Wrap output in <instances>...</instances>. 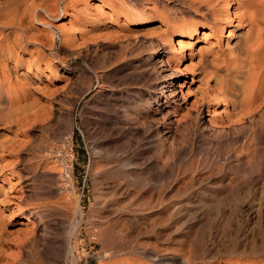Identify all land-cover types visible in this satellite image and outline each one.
Returning <instances> with one entry per match:
<instances>
[{"label":"bare ground","instance_id":"1","mask_svg":"<svg viewBox=\"0 0 264 264\" xmlns=\"http://www.w3.org/2000/svg\"><path fill=\"white\" fill-rule=\"evenodd\" d=\"M74 1L75 0H0V106L2 105V114H0L2 116L0 117V130L3 129L2 133L5 134L4 136H1L2 138H0V264H20L21 260H23L21 258V253H23L22 251L37 242V239L40 242V255H42L41 257L44 258L47 264H80L81 256L77 253L75 242L81 234V216L83 209L78 196H73L74 199L71 200L70 197L72 196L66 190V187L69 186L73 189L75 185L73 152L68 148L65 149L63 158L59 160L60 158L58 157V159L55 156L56 154L54 155L55 150L53 151L49 147V152L46 151L48 156H50L49 159L45 160L46 158H44L42 163H38L39 165L28 166L32 179H37V177L40 176L39 174H44L45 177L50 179L49 181L51 184H54L51 185L53 187L50 186L51 188L48 184L49 188L45 187L46 189L53 191L62 190L61 196H59L60 194L58 195L61 200L59 201L60 204L56 205V207L52 206V209L59 206L60 212L57 213V215L59 214L57 217L52 219L53 221H43L44 217H47L48 215H46V212L44 213L43 211V208L45 207L41 209L39 206L31 205L29 204L30 202H27L28 198L22 194L24 192H22L21 187H17V185L25 183L26 175L18 170L16 171V168L20 166L23 148L27 145H25V143H27L26 138L29 136V132H31L40 123L42 124L48 118L49 113L45 109L44 105L42 106L40 99L42 100L49 95L51 96L53 93V83L58 68L54 62H47L49 57H45L44 52L40 51L39 48L30 49L28 47L30 45L38 46L41 42L40 38L42 37L41 30L37 29V27L32 24V20L38 18V20H40L42 18L41 16V18L39 17V14H41L40 10L49 15V12H52L53 8L55 9L61 6V8L64 9L66 5L72 6L73 3H75ZM89 5L94 9L95 13L87 15L89 13L87 11L86 15H82L83 19L80 22H77L81 25V27L77 30H73L72 28L71 31L66 32H62L60 30L62 32L61 37L63 42L68 40L69 42L72 41V44H74L76 43L74 41H76L75 39L77 37L79 39H83L87 33V35H89V32L94 33L96 31L102 33V31L105 32V30H108L106 25L103 23L105 16L98 12L101 7L98 0L93 1ZM235 5L243 10L237 20V24L242 27L236 35L237 39L232 43H228L229 38L233 36L232 31L237 25L232 22L235 16L234 10L230 13V8H234ZM187 13L200 14L206 19V22L202 24L201 27L202 35L208 36L209 34L214 33V31H222L225 26L229 27L228 34L226 35V45L230 55L229 59L219 60L215 57L209 59L215 69L220 72L223 71V73H221L222 75H216L214 73L217 72L213 71L214 73L211 74L207 72V75L205 76H208V79H206L204 83L206 86L203 85L205 88H200L198 99L195 101V105L193 106L195 111L192 112L195 114L194 116L200 118L202 117V110L204 109V106L206 107L207 113L209 114V118L207 120L208 123L206 124V122H201V125L198 128L201 132L200 136H202V138L205 139L204 141L208 144L213 142L217 144L221 141V137L225 138L223 137L225 135L223 134L225 127L235 128L237 126L244 125L246 121L253 122L254 117L258 113L261 114L264 112V27H261L262 24H264V0H191ZM225 16H228L230 19H225ZM101 17L102 20L99 21ZM41 21H43V19H41ZM226 21L230 22L227 23ZM39 23L44 25L42 22ZM87 25H90L91 27L88 28ZM75 28L76 26L74 29ZM187 30L189 31L178 35L174 42L175 45L171 39V43H173L172 49H176L177 53H175L174 56L175 66L173 67L170 76L179 73L176 65L182 54L181 46H185V44H183L185 39L192 38L197 41L196 36L199 32L198 28L190 26ZM105 33H102L101 35H104ZM93 37L95 36L93 35ZM86 38L87 37H85V39ZM166 38H169L168 35ZM79 39L77 42H80ZM82 39L80 40L83 41L84 39ZM51 41L48 43V47H52L54 45V42L52 41L53 43H51ZM81 43L79 45H84ZM69 44H71V42ZM201 47L199 49H201ZM153 54H156L155 59L157 61L164 62L165 53L163 51L160 53H156L154 51ZM157 63L159 64V62ZM155 65L149 66L151 69L149 71L147 70L149 75H156L155 80H153L154 83L151 86L153 88V90L151 89L152 92L145 97H140L142 104H139L142 106L134 104L133 107H130L127 103H123L125 110L116 120L120 125L119 128L121 130L125 131L124 128L128 127L129 129L131 126L130 130L133 133L132 135L139 133L138 130H141L145 124L143 122H146L147 119L151 117L153 111L158 109L155 105H158L160 102L164 103V100L166 102L167 97L173 93V89H176V86H178L181 91V97L184 94L181 89L182 85L185 84V81H182L184 79L170 77L163 73V69H156ZM138 68L139 67L137 66L133 67V71L129 74V76L134 77L135 75H138V73L140 74V72H137ZM201 70H204V67H201L200 71ZM212 74L216 75L214 76L215 78H212ZM10 76H13L12 78H14V87H12V85L11 87H8L10 85ZM100 77L101 75L99 76L97 74L99 83L102 79H100ZM193 79L194 77H192V81ZM213 79H215V86L210 85V88L207 83H209L208 80L213 81ZM5 80H9L8 86L6 85L7 82ZM89 84L90 85L87 84L86 86L83 85V87H81V91L88 90L91 87V83ZM98 86L101 87V84ZM10 88H12V91ZM209 89L211 90V95L209 93L211 97L208 95ZM188 90L189 87H187L186 92ZM164 92L167 93V96L165 97ZM105 95L106 94L102 87L97 88L93 94V99L96 98L97 100H95L98 101ZM109 100L110 99L107 100L104 106L94 103L95 101L90 103L91 108H94V110L96 108L98 110L96 112H101L97 113V116L104 118L105 113L101 110L106 109L111 111V109L115 106V104ZM131 101L132 100H130V102ZM213 105H216L215 109H212ZM218 106L222 107L219 111V114H222L218 116L220 117L219 119H222L221 125L219 126L216 125V116H213L214 113L218 114L216 112ZM186 108H189V106ZM118 111H120L119 108ZM71 112L72 109H68L66 113L69 119L71 117ZM174 119L176 122L179 121V117L177 116ZM69 121H71V119L68 120V122ZM86 122L88 121H85L84 119L83 123L85 124ZM67 128L71 129L69 125ZM98 129L101 130V127ZM98 132H90V135L92 136L96 134L94 136L95 138L98 135ZM259 133L260 131L258 132V135L261 136L262 133ZM227 135L228 133H226L225 136ZM259 137L257 136V138ZM30 138L27 139L30 140ZM71 138L72 133H67L66 139L71 140ZM140 142H142V140L140 141L139 139H136L135 145L133 144L134 149L132 148V155L129 158L126 157L124 160L120 159L119 162L117 161L118 164L108 166L106 168L107 159L109 162L110 156L114 155L113 153L116 152L117 149L113 147L115 149H113L114 152L111 155L110 152L108 153L110 146L108 145V148L104 147L105 141L99 142L96 140V143L92 146L94 158L92 157L93 159L90 169L94 185L100 183L98 179L106 176V178L109 179V182L111 180V182L113 181V184H115L114 186L112 185L113 187L111 186V196L113 194L116 195V192H118L120 187L123 188V191H120L121 195H124L120 201H115L112 205V210L119 213H116V218L110 219V222L107 224L108 226H106V224L102 226L101 222H97V224L93 225V228L88 229L91 239L90 241H101L108 247L107 250H100V252H98V260H96V264H264V258H258L254 255L251 257H244L247 254H254L257 250L261 251L262 249L264 251V222L259 223V231L256 227L253 228L254 230L256 228V230L260 232L259 237H257L258 239L256 240L252 238L251 242L248 244L246 243V245L243 244L241 248L239 247V250L234 247V243L231 245H225V242L224 245L219 244L220 248L218 247L215 257H218V255L220 256V254L221 257H218L217 259H214V256H209L208 258V256L206 257L203 253H201L203 243H205L203 242L205 240L204 238L208 233L210 234L212 227L218 225L221 230L225 228L228 222V218L226 219L224 212L226 206H229L232 201H235L236 197H239L237 195H240L239 192L241 190L245 191V188L247 189L249 185L254 182L258 183L260 180L264 172V148L259 150L260 152L257 157L255 156L256 154L254 151L253 153L255 155L252 153V156H255L256 160L254 157V159L251 160L252 162L250 165H246L248 167H245L244 169L242 167L243 170L241 171H243L245 175L243 173L240 174L239 172L229 173V170H225L227 158L224 159L225 157L223 158L221 154L214 156L213 159L211 158L212 160L210 163L213 165L212 167L218 170V172H222L221 177L212 182L211 186L213 187L205 188L200 193H197V195H194V198H190L193 203L192 207H184L175 202L173 205H164V208L152 211V207L158 203L161 197V191L155 189V192L152 191L153 186L151 180L154 175H145V169L148 167V161H145L147 158H145L146 150L141 147L142 145ZM121 144L122 143H120V145ZM129 144L130 143H127L128 147ZM120 145L117 147L119 148ZM127 145L123 143L121 149L125 148L127 151V149H129L126 148ZM110 149H112V146ZM210 150L211 149H209V151ZM206 154L210 153L206 152ZM112 159L111 161L115 162L116 159ZM249 159H252L251 154ZM42 166H45V168ZM42 168L45 170H42ZM161 173L162 172L159 169L156 174L158 178L162 176ZM44 176H42V178ZM56 178L62 180V182H56ZM117 178H121L123 182L121 183L120 181L119 183L121 184L116 183ZM197 178L195 179L193 177L192 182L198 181ZM102 180L103 179H101V181ZM191 184V182L189 185L187 183L188 186H191ZM185 188L188 187L175 189L173 192L174 194L172 193L173 195L171 196L175 198L178 196L179 198V195L182 194L183 191L184 193L186 192ZM263 189L262 194H260L261 197H259L262 198V201L259 202L260 206H264ZM244 191H242V193ZM58 193H60V191H58ZM56 200H58V198ZM70 204H73L72 210L69 208ZM96 204L97 202L94 206H96ZM98 204L100 203L98 202ZM91 210H93V205L91 206ZM49 211L50 210H48V213ZM18 217L22 220L24 219L21 222V229L18 230L20 228L19 227L13 229L15 231H11L9 226H11L13 224V220ZM185 217H188V220L193 219L192 222L183 221L185 225L180 223V221ZM261 217H259L260 220ZM119 220H121L123 223L121 224L124 227L127 226L125 229L124 227L119 229L117 225V228L113 227ZM161 226H163V228ZM122 231H124V235H122ZM176 233H178V235ZM250 236H252V234ZM250 238L247 239L249 240ZM253 240L256 241L253 242ZM36 244L37 243L34 245ZM10 245H14L16 247V251L14 253H11L13 248L12 250L10 249V252L8 251ZM235 254L240 256L236 257ZM89 262L90 261L88 260L86 264ZM23 264H25V262Z\"/></svg>","mask_w":264,"mask_h":264},{"label":"rangeland","instance_id":"2","mask_svg":"<svg viewBox=\"0 0 264 264\" xmlns=\"http://www.w3.org/2000/svg\"><path fill=\"white\" fill-rule=\"evenodd\" d=\"M93 1L95 0H75V3H73L72 6L66 5L64 9L61 8V6L55 9L53 8L52 12H49V15L40 10L41 14H39V17L41 16L42 18H40L43 19V21H41V19L38 20L39 18L32 20V24L37 27V29L41 30L42 37L40 38L41 42L38 44V46L30 45L28 47L30 49L39 48L40 51L44 52L45 57L48 56L50 60L52 59L51 61L47 59V62H54L58 68L56 71V77L54 78V86L52 89L53 93L51 96L49 95L42 100L40 99L42 106L44 105L45 109L49 113L48 118L42 124L40 123L31 132H29V136L27 138H31L30 140L26 138L27 143H25V145H27L25 146L26 148H23L20 166L16 168V171L18 170L26 175V184H19L17 187H21L22 192H24L22 194L28 198L27 202H30L29 204L39 206L41 209L43 207L46 208V210L43 208V211L44 213L46 212V215L48 214V218L45 216L43 221L50 222V220L53 221L52 219L59 215H57V213H60L59 206H57L58 210L57 208H52L60 204L59 201L61 200L59 196H61L62 190H58L60 191V193H58L57 190L53 191L46 189L54 184H51L49 181L50 179L45 177L44 174H39L40 176H38L37 179H32L28 166L39 165L38 163H42L44 158H46L45 160L49 159L50 156H48L47 152H49L50 149L53 151L55 150L54 155L56 154L55 156L57 158L59 157V160L63 158L65 149L68 148L73 152L75 185L73 189L69 186L66 187V190L72 197L78 196L83 209L81 216V234L75 242L77 253L81 256L80 264H86L88 260L90 261L88 264H96V260H98V252H100V250L103 251L108 249V247L105 246L101 241H90L91 239L88 229L93 228V225L97 224V222H101L102 226L104 224L108 226L107 224L110 222V219L116 218V213H119L112 210V205L115 203V201H120V199H122L124 196L123 194L121 195L120 192L123 191L122 187L119 188L118 192H116V195L113 194L111 196L110 193H112L111 190L115 184H113L114 182H111V180L109 182V179L106 178V176L98 179L100 183L94 185L90 168L92 159L94 158L92 146L94 143H96V140L99 142L105 141L104 147L108 148L110 146L108 153L110 152L111 155L114 152L113 149L115 148L118 152L120 151V155L116 151L113 153L114 155H112L114 157L110 156L111 159L113 158L112 160L116 159L115 162L111 161L110 158V161L108 162L107 159V165L105 168L118 164L117 161L119 162L120 159L124 160L126 157L129 158L132 155V150L134 149L133 144L135 145L136 139H139L140 141L142 140L144 144L140 142L142 145L141 147L146 150L145 158L147 157L144 159L145 161H148V167L145 169V175H154L153 179L151 180L153 186L152 191H161V197L158 203L152 207V211L162 209L164 208V205H173L175 202L177 204L179 203L178 205L184 207H192L193 203L191 202L192 199L190 198H194V195H197V193H200L205 188L213 187L211 186L212 182L221 177L222 172H218V170L212 167L213 165L210 163L214 156L221 154L223 158L225 157L224 159L227 158L225 170H229V173L239 172L242 174L243 171L241 170H243L245 167H248L252 162L251 160H253L255 156H258L260 152L259 150L264 148V112L261 114L258 113L254 117L253 122L246 121L244 124L245 126L241 125L235 128L225 127L223 131L224 133H222L225 135L228 133L229 136L224 135L223 137L225 138L221 137V141L217 144L215 142L208 144L206 141H204L205 139L200 136L201 132L198 128L200 127L201 122H206V124L208 123L207 120L209 118V114L207 113L206 107L204 106V109L202 110V117H200L202 121L199 117L197 118V116H194L195 114L192 113L195 111L193 106L195 105V101L198 99L200 88L206 86L204 83L206 79H208V76H205L207 75V72L209 74L217 72L214 73L216 75H222L221 73H223V71H217L209 59L214 57L218 58L219 60L229 59V50L227 49L226 45V35L229 31L228 26H225V28L220 32L214 31V33L209 34L210 36L202 35L201 27L202 24L206 22V19L200 14L187 13L191 0H188V2L187 0H98V3H100L101 6L98 12L105 16L103 23L110 31L105 30V32L108 31L106 33L102 31V33H105L104 35H101V32H89V35H87V33V36L85 35L83 37L84 40L80 38L83 41H81L78 37L75 39L76 41L74 42H76L78 45L81 42H83L81 44L84 45L78 46L74 42V44H72V41H70L71 44H69L70 42L68 40L63 42L61 37L62 32L71 31V28L73 30L79 29L81 25H79L77 22H80L83 19L82 15H86L87 11L89 12L87 15H92L95 13L94 9L89 5ZM233 10L235 12V16L232 22H234L236 25L238 17L242 14L243 10L237 5H235L234 8H230V13H232ZM226 18L230 19L228 16H225V19ZM100 20H102V17L99 19V21ZM39 22H42L44 25H41ZM263 25L264 24L260 26L264 27ZM75 26L76 28L74 29ZM87 26L88 28L91 27L90 25ZM190 26L198 28L199 32L196 36L197 41L196 39L192 38L185 39V42H183L185 46H181L182 54L176 65L177 71H179V73L170 76L173 67L175 66L174 56L175 53H177L176 49H172V45L180 33L189 31L187 28ZM241 27L242 26L239 24L236 25V28L232 31L233 36L229 38L228 43H232L237 39L236 35ZM97 33L101 34L98 35ZM93 35L95 37H93ZM167 35L170 39L166 38ZM85 37L87 38L85 39ZM78 39L80 42H77ZM171 39L173 43H171ZM51 40L54 42V45L52 47H48V43H50ZM52 41L51 43H53ZM200 47L201 49H199ZM154 51L156 53H160L162 51L165 53L164 62H160L155 59L156 54H153ZM157 62H159V64ZM152 65H155L156 69H163V73L170 77L184 79L182 81H185V84L181 87L184 94L181 97V91L179 90L178 86H176V89H173V93L167 97L166 102L164 100V103L160 102L158 105L154 104L158 107V109L153 111L151 117L148 118L146 122H143L145 124L141 130H138L139 133L132 135L133 133L130 130L131 126L129 129L128 127L124 128L126 131L125 132L119 128L120 125L116 120L123 114V111L125 110L123 103H127L130 105V107H133L134 104L142 106L140 97H145L152 92L153 88L151 86L154 83L153 80L156 78L155 74H153L155 76L148 74V71L151 69L149 66ZM136 66L139 67L137 69V72H140V74L138 73L139 76L135 75L138 76H134L135 78L133 76L130 77L129 74L132 73L133 67ZM201 67H204V70L200 71ZM97 74L99 76L101 75L100 79H102L100 80V83L98 82ZM216 75H213L212 78ZM12 77L13 76H10L9 78L10 82L9 80H5L7 82V86L8 82L10 83L8 87H11V85L14 87V78ZM192 77H194L193 81ZM214 80L215 79H213V81ZM213 81L208 80L209 83H207V85L210 88V85L215 86V81ZM89 83H91V87L88 90L81 91V87H83V85L86 86L87 84L90 85ZM99 84H101V87L103 88V91L106 95L101 99L98 98L99 100L96 101V98L93 99V94L97 88H101L98 86ZM187 87H189V90L186 92ZM10 89L12 91V88ZM209 93L211 95L210 89L208 90V95ZM165 96H167L166 92H164V97ZM107 98L110 99L109 101H112L115 106L111 109V111L106 109L101 110L105 113L104 120L103 117L97 116V113L101 112H96L98 111L96 108L95 110L94 108H91L90 103L95 101L94 103L104 106L108 100ZM130 100L132 101L130 102ZM186 105L189 106V108H186ZM117 107L120 111H118ZM215 108L216 105H213L212 109ZM0 109V114H2V107ZM68 109H72L70 117L71 121L69 122L68 120L70 119L66 115ZM220 109H222V107L218 106L216 109L217 111L215 110L218 114H213V116H216L217 126L221 125L222 120L219 119L220 117H218L222 114H219ZM176 116L179 117L178 122H176L174 119ZM0 117L2 116L0 115ZM83 118L88 122L84 124ZM68 125L71 127V129L67 128ZM242 126L244 127V132ZM99 127H101V130L98 129ZM2 130L3 129L0 130V138H2L1 136L5 135L2 133ZM120 130L123 132V135ZM259 131L263 134V136L262 134L261 136L258 135ZM70 132L72 133V138L71 140H67V133ZM90 132H98V135L96 136L97 138H94L96 134L91 136ZM256 135L258 137L260 136L261 138H257ZM125 140L127 143H130L132 147L130 144L128 147ZM119 142L127 145L126 148L129 149H127V151L125 148L121 149L122 144L120 145ZM119 145L120 147L118 148L117 146ZM111 146L112 149H110ZM209 149L212 151H209ZM206 152L210 154H206ZM252 153L255 156H252ZM250 154L252 159H249ZM42 167L45 168V166ZM44 168H42V170H45ZM159 169L162 172V176L160 178H158L156 175ZM243 174L245 175V173ZM42 176L44 177L42 178ZM193 177L195 179L198 177V181L192 182ZM56 179V182H62V180ZM101 179L103 180L101 181ZM120 181L121 183L123 182L121 178H117L116 183H119ZM188 181L192 183L191 186H188L190 184ZM181 187L188 188H185L186 192L184 193L183 191L182 194L179 195V198L178 196L176 197V200V198L171 195L174 194L173 192L175 189ZM262 187L264 188V172L258 183L254 182L249 185L247 189L245 188V191L241 190L239 192L240 195H237L239 197H236L235 199L236 202L232 201L233 203L231 202L229 206H226L224 212L226 219L228 218V222L225 228L222 230L218 225H215L212 227L210 234L208 233L209 235L207 234L205 236V240L203 241L205 242L203 243V250L201 249V253H203L204 256H208V258L209 256L215 257V253L219 247V244L224 245L225 242V245H231L234 243V247L238 248L237 250H239L243 244L246 245V243L248 244L251 242L252 238L256 240L258 239L257 237H259L260 234V232H258V225L259 223L264 222V206L261 205V207L259 205V202L262 201V198H259L261 197L260 194L263 192ZM41 190H43L45 193ZM49 190L53 196L50 194ZM242 191L244 192L242 193ZM41 192H43L44 195ZM72 197H70L71 200L74 199V197ZM57 198L58 200H56ZM96 202L97 204L94 206ZM98 202L100 204H98ZM92 205L93 210H91ZM69 206V208L72 210L73 204H70ZM48 210H50L49 213ZM51 211L52 213L54 211L55 212L52 214ZM259 217H261V220ZM23 220L20 217L15 218L13 220V224L9 226L11 231H15L13 229L19 227L20 228L18 230H20L22 225L21 222ZM190 220L191 219L188 220V217H185L180 221V223H183V221L192 222L193 219L191 221ZM121 223V220H119L116 222V224H114V226H112L116 228L118 226L119 229H121V227H124L122 225L123 223ZM126 227L127 226H125L124 229ZM161 227L163 228V226ZM254 227H256L258 231L256 228L254 230ZM176 234L178 235V233ZM251 234L252 236H250ZM122 235H124V231H122ZM247 238L250 239L248 240ZM256 240H253V242ZM36 241V245H34V243V246L30 245L28 248L22 251L23 253H21V258L23 260H21L20 264H23L24 262L25 264L46 263L39 252L40 242L38 239ZM10 249L13 251H11V253L16 251V247L14 245L9 246V252ZM257 251L255 252L256 254H247L244 257H251L254 255L258 258H264V251L262 249L261 251ZM237 256L240 255H236V257ZM218 257H221V254L220 256L218 255ZM218 257L216 256L214 259H217Z\"/></svg>","mask_w":264,"mask_h":264}]
</instances>
